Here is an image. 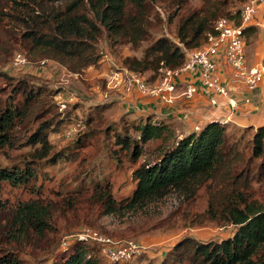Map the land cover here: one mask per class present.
<instances>
[{"label": "trees", "instance_id": "16d2710c", "mask_svg": "<svg viewBox=\"0 0 264 264\" xmlns=\"http://www.w3.org/2000/svg\"><path fill=\"white\" fill-rule=\"evenodd\" d=\"M173 1L181 8L187 0ZM249 1L202 0L200 7L180 18L178 42L162 36L144 50L142 58L128 56L123 65L146 75L149 81H157L165 71L184 65L191 50L202 48L217 37L221 20L241 26L242 9ZM0 3L14 5L16 24L22 27L20 36L39 50L41 61L55 62L79 75L101 63V39L107 40L110 48L121 43L139 46L149 37L152 26L153 9L148 0H0ZM249 29L255 27H243V34ZM50 96L48 87L19 80L4 100L0 113L1 143L13 145L15 127L25 130L31 126L50 106ZM71 117L48 119L36 127L25 140L33 148L29 152L30 161L23 166L0 167V189L1 183L26 185L36 179L35 165L44 159L53 163L59 157L78 156L79 147L85 142L83 135L79 134L72 145L59 153L50 138V131L59 129ZM146 117L140 128L141 142L164 139L170 122L154 120V114ZM232 126L229 122L211 120L185 135L178 136L170 130L172 141L161 148L157 159L144 162L133 171L136 186L128 202L116 201L109 183L94 185V201L107 213H114L162 199L172 190L197 182L205 185L208 195V206L200 215L201 220L231 223L237 225V231L219 242H200L193 237L179 239L163 253L160 264H264V202L249 195L253 181L262 176L257 160L264 167V125L242 127L253 132L249 139L245 133L230 137L227 130ZM117 139L121 153L126 152L131 161L136 162L142 156L143 145L130 134L117 133ZM10 220L12 231L0 243V264H22L15 251L19 245H12L7 237L19 240V234L31 229L43 234L48 227L47 213L39 201L31 200L19 204ZM96 248V244L77 237L65 246L63 256L54 264H101L93 252Z\"/></svg>", "mask_w": 264, "mask_h": 264}, {"label": "rangeland", "instance_id": "374dc122", "mask_svg": "<svg viewBox=\"0 0 264 264\" xmlns=\"http://www.w3.org/2000/svg\"><path fill=\"white\" fill-rule=\"evenodd\" d=\"M148 1L153 9L149 37L139 46L121 43L113 48H110L107 40L101 39L102 61L83 75L71 73L55 62L41 61L39 50L32 48V43L20 36L22 27L16 24L14 5L0 3V113L4 100L10 96L19 80H29L51 91L47 110L25 130L15 127L17 131L15 138L12 137L13 145L0 141V167L23 166L30 161L29 152L33 148L25 140L40 123L48 119L56 121L67 115L72 116L59 129L50 131L51 141L58 153L72 145L79 134L83 135L85 141L75 158L59 157L53 163L47 159L38 162L39 165H35L37 178L28 184L12 186L7 182L1 183L0 243L12 231L10 217L19 204L37 200L47 213L48 227L43 234L31 229L26 234H19V240L7 237L12 245H19L15 251L21 257L22 264H54L63 256L66 243H72L85 227H91L117 241H136L141 246V253L132 260L113 262L103 254L97 241L87 240L99 248L93 252L101 264H160L163 253L179 239L193 237L200 242H219L232 237L237 231V225L231 223H216L206 218L201 220L203 217L200 215L208 206V195L205 185L197 182L180 190H172L162 199L148 200L135 208H123L114 213H107L93 199L94 185L109 183L115 200L128 202L136 186L133 171L142 163L157 159L161 148L172 141L170 130L178 136L185 135L179 123L167 120L170 125L164 139L142 143L140 128L146 122L147 110L132 107L131 103H135L131 100L133 95L109 87L114 70L125 67L124 58H142L144 50L162 36L178 42L180 18L202 3V0H187L179 8L173 0ZM249 30L247 43L251 44L252 37L255 50L260 28ZM261 42L264 44V41ZM19 56L25 61L16 65L15 60ZM154 120L161 119L156 117ZM69 130L74 133L68 135ZM117 133L130 134L143 145V154L136 162L131 161L126 152L121 153ZM243 133L246 139L253 135V132L236 125L227 130L230 137ZM260 163L257 160L262 176L253 181L251 194H248L251 199L264 202V167Z\"/></svg>", "mask_w": 264, "mask_h": 264}, {"label": "built area", "instance_id": "2783aa9c", "mask_svg": "<svg viewBox=\"0 0 264 264\" xmlns=\"http://www.w3.org/2000/svg\"><path fill=\"white\" fill-rule=\"evenodd\" d=\"M264 0H251L243 6L242 25L234 26L227 19L219 23L220 34L210 40L206 46L191 50L187 60L180 68L167 70L157 81H149L146 75L137 73L127 67L114 70L109 79V87L126 95L140 93L142 96L155 98L165 104L173 105L177 98L178 80L194 75L199 82H187L182 95L186 99H193L203 93L209 97L213 106L222 108L229 105L237 107V103L230 98V89L226 82L217 75L218 63L216 55L225 54L226 64L231 68V78L241 79L249 91H254L264 81V63L250 65L247 60L244 34L242 28L246 21L251 20ZM25 61L19 56L16 65ZM227 99V100H224ZM224 101H227L224 102ZM74 131L69 130L68 135ZM79 239L97 241L99 248L106 257L113 262L132 260L141 253V246L136 241H117L99 231L85 227L79 234ZM70 243H66V246Z\"/></svg>", "mask_w": 264, "mask_h": 264}, {"label": "crops", "instance_id": "0c3cea01", "mask_svg": "<svg viewBox=\"0 0 264 264\" xmlns=\"http://www.w3.org/2000/svg\"><path fill=\"white\" fill-rule=\"evenodd\" d=\"M259 27L256 52L254 50V39H250V31L244 33L247 60L250 65L260 64L264 61V5H261L251 20L246 21L244 27ZM261 26V27H260ZM249 36V37H248ZM218 63L217 75L226 82L230 89V98L237 103L236 108L229 105L222 108L213 106L206 94H197L193 99H186L182 93L187 82H199L198 77L188 75L178 80L177 98L173 105L165 104L155 98L142 96L140 93L129 94L132 96V107L145 108L148 114H154L157 118L177 122L183 127V131L189 132L199 128L211 120H220L232 123L239 127L264 125V81L254 91H249L241 79L231 78V68L226 64L225 54L216 55ZM160 79V78H159ZM158 80V79H157ZM227 100V99H224ZM227 103V101H224ZM134 107V108H136Z\"/></svg>", "mask_w": 264, "mask_h": 264}]
</instances>
